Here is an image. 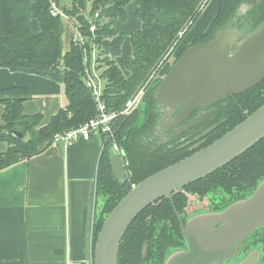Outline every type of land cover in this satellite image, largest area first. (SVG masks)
<instances>
[{
	"label": "trees",
	"instance_id": "trees-1",
	"mask_svg": "<svg viewBox=\"0 0 264 264\" xmlns=\"http://www.w3.org/2000/svg\"><path fill=\"white\" fill-rule=\"evenodd\" d=\"M39 0H0V69L15 73H28L42 76L64 87L67 106L60 110L47 125H42V115L26 116L24 107L32 99L27 88L13 87L0 91V104L5 112L0 120V144L9 148L0 153V170L43 154L59 133H65L86 124L97 115L96 102L92 93L85 86L84 50L77 43H72L70 52L65 53L64 35L66 27L61 15L53 16L50 7H40L37 14L32 12V5ZM59 7L61 0H52ZM210 0H71L68 7L59 8L71 21L87 41V47H96L97 70L101 71L103 81V100L109 111L123 109L133 94L144 86L145 80L164 60L168 50L177 40L178 33L200 17V8ZM135 2L136 17L147 28L153 24L163 25L164 30L156 44H151L142 31L130 34L131 56L125 62L126 76L116 62L122 54L125 43L124 36L112 26L111 21L127 20L126 7ZM249 4L253 9L235 23L247 35L253 32L264 21V0H220L216 17L208 29L195 36V41L183 48L176 63L185 55L191 46L210 42L219 31L232 25L240 6ZM97 27L91 32L94 16ZM37 20L40 34L33 31V22ZM88 54L90 55V51ZM92 58V56H91ZM156 72V71H155ZM160 81L148 90L142 104L130 116L122 117L114 127L116 143L124 151L128 165L125 167L127 179L120 181L115 178L110 156L111 142L99 158L97 168V195L105 199L102 214L93 224L92 249L105 222V218L119 205V202L137 185L148 177L162 171L177 162L186 159L196 151L180 148L184 142H191L201 135L203 130L197 127L187 132L182 143L170 142L171 148L157 147L156 126L161 118V110L155 93ZM218 105V110L210 126L220 124L211 134L206 136V146L219 140L222 136L235 129L251 114L264 106V82L249 91L229 97ZM196 114V113H195ZM193 114L192 116H194ZM191 118V117H190ZM187 119V122L190 120ZM204 126V125H203ZM209 126V127H210ZM17 131L24 135L23 139L10 135ZM154 137V138H153ZM172 138V137H171ZM180 141V140H178ZM191 142L192 145L197 144ZM264 178V139L241 155L236 161L216 171L207 178L193 183L188 189L212 188L214 186H239L246 191ZM187 189V188H185ZM230 192L234 188H224ZM210 190V189H208ZM208 190H200L202 193ZM251 192H248V194ZM246 194V193H245ZM180 191L173 195L176 208L181 212L185 203ZM181 235L178 228L172 203L164 198L142 212L127 230L121 246L119 264H161L167 252L159 247L173 245L176 235H168L167 225ZM164 225V226H162ZM161 256V258H159Z\"/></svg>",
	"mask_w": 264,
	"mask_h": 264
},
{
	"label": "water",
	"instance_id": "water-1",
	"mask_svg": "<svg viewBox=\"0 0 264 264\" xmlns=\"http://www.w3.org/2000/svg\"><path fill=\"white\" fill-rule=\"evenodd\" d=\"M252 8L243 4L232 25L219 31L212 41L189 47L160 81L155 98L169 121L161 119L156 134L162 135L166 127L182 134L203 124L212 112L179 128L194 111L243 94L264 82V21L248 35L234 26ZM235 127L206 148L201 149L205 141L195 144L190 151L196 152L191 156L133 185L105 218L94 247L93 264H119L121 243L142 212L164 198L173 202V195L179 190L221 170L260 143L264 139V106ZM217 128L214 126L200 138L205 139ZM8 133L24 138L15 130ZM110 160L115 178L125 181L128 159L124 151L112 153ZM104 202L98 199L97 219L104 210ZM259 226L264 228V181L251 199L223 213L195 217L186 227L181 220L189 251L180 252L177 259L168 258L166 264H218L235 254L240 244Z\"/></svg>",
	"mask_w": 264,
	"mask_h": 264
},
{
	"label": "crops",
	"instance_id": "crops-1",
	"mask_svg": "<svg viewBox=\"0 0 264 264\" xmlns=\"http://www.w3.org/2000/svg\"><path fill=\"white\" fill-rule=\"evenodd\" d=\"M63 2L69 4L71 0H61L58 8L65 7ZM53 5L52 0H39L32 5V12L36 15L40 7ZM219 5L217 0L203 28L189 36L185 46L208 29ZM136 9V3L131 2L125 10L129 34L142 31L151 44H156L164 26L153 24L147 28L136 17ZM118 21H111L117 32V27L122 28ZM64 25V50L68 53L77 30L69 20ZM33 31L40 34L37 20L33 22ZM13 87L30 90L32 99L25 104L24 114L42 115V125L49 124L68 104L61 83L0 69V91ZM4 112L5 106L0 104V120ZM8 148L1 143L0 153ZM102 148V137L94 136L69 147L50 146L41 155L0 170V264H65L67 259L93 264L95 188Z\"/></svg>",
	"mask_w": 264,
	"mask_h": 264
},
{
	"label": "flooded vegetation",
	"instance_id": "flooded-vegetation-1",
	"mask_svg": "<svg viewBox=\"0 0 264 264\" xmlns=\"http://www.w3.org/2000/svg\"><path fill=\"white\" fill-rule=\"evenodd\" d=\"M247 5V4H246ZM249 5V4H248ZM242 6V5H241ZM240 6V7H241ZM252 6V5H251ZM253 9V8H252ZM250 9V10H252ZM160 81V80H159ZM235 97V96H234ZM227 100V99H226ZM226 100L221 101L220 103L223 104V106H226V103H224ZM220 103L205 107V109H200L196 110L193 112L195 114L194 116L191 115L190 120L187 122L184 121L181 123L179 128L184 127L188 125L192 120L197 118L200 115L205 114L206 112H212V115L203 123L200 124L196 127L191 128L190 130L182 133V134H176V130L171 129L168 130V128H164V132L162 135L159 133L157 136H155L156 144L158 145L156 148H153V152L155 150H161L162 148H171L174 145H171L170 142L177 141L176 145L178 143H182L185 139L182 138L187 132L196 129L197 127H201L203 132L201 133L200 136L195 137L192 139L191 142H196L199 139L201 141L197 142L201 143L202 141H205V139H201L200 137L206 133L209 129L213 128L214 126H219L220 124L210 126L209 124L212 122L213 117L217 113L218 110V105ZM161 110V119L168 120L169 118L164 114L162 106L160 107ZM188 118V119H189ZM159 120V121H160ZM204 125V126H203ZM210 126V127H209ZM176 134V135H175ZM208 136V135H207ZM172 137V138H171ZM180 140V141H178ZM191 142H184L183 145L180 146V148H187L189 147L190 149L192 148ZM121 149V148H120ZM264 181V178L259 180L253 187L252 189H248L246 191H243L242 189L239 188V186H228L225 184V186H214L212 188H193V189H182L179 190L183 197H181L182 200H184V207L181 210V212L176 208V204L174 202L172 203V207L174 210L175 217H177V222H178V228L181 232V235L177 236V232L174 231L168 223L167 225V233L168 235H176L174 240L173 245L170 246H165V247H159L158 249L160 250H166L167 254L161 258V264H166L167 259H177L178 255L180 252H188L189 247L186 242V239L184 238L183 232H182V227H181V220L183 223V226L186 227L188 223L193 220L195 217H202L204 215H208L210 213H223V211L231 208L234 205H237L240 202H244L246 200H249L252 198V196L255 195L256 191L258 190L260 184ZM224 188H234L230 192H227ZM210 189V190H208ZM200 190H208L207 192L202 193ZM248 192H251L248 194ZM178 193V192H177ZM246 193V194H245ZM177 211V213H176ZM178 214V215H177ZM182 219H180V217ZM164 226V225H162ZM177 253V254H176ZM173 254H176L173 256ZM152 264V263H151ZM217 264V263H216ZM218 264H264V228L262 226H259L258 228L253 231V233L247 237L241 244L239 249L235 252V254L230 255L229 258L224 259V261L218 263Z\"/></svg>",
	"mask_w": 264,
	"mask_h": 264
},
{
	"label": "built area",
	"instance_id": "built-area-1",
	"mask_svg": "<svg viewBox=\"0 0 264 264\" xmlns=\"http://www.w3.org/2000/svg\"><path fill=\"white\" fill-rule=\"evenodd\" d=\"M51 13L53 14V16L61 15L64 20H69L68 17L64 13H62V11L58 8L55 2L54 5L51 7ZM99 17L100 14H96L94 16L93 22L91 23L90 26L91 27L90 30L92 33H95L97 30L94 21L98 20ZM72 42L77 43L84 50L85 86H87L88 89L91 91L93 100L96 102L97 116L91 119L90 121H88L86 124H84L81 127L74 128L65 133H59L54 137L50 146L57 147L59 144H62L65 147H69L73 143L80 141L87 142L89 139H91L94 136H100L102 137V145H103L100 157L102 155L103 150L106 147L105 144L108 142H111V145H113L112 152L118 154L121 151L120 146L117 143H113L112 140L114 139V130H113L114 126L120 117L128 116L142 103L143 93L140 92L139 94L132 97L123 107V109H121L120 111H116V112L109 111L105 101L103 100L104 86L94 69V65L97 59L95 56L97 51L96 47H93L92 50H89L87 47V41L82 37V35L78 30L76 31V36ZM88 50L90 51V56H92V63L90 64H88V57H89ZM155 73L157 74V72ZM154 77L155 74H153L151 79ZM65 264H77V263H75L71 259H67Z\"/></svg>",
	"mask_w": 264,
	"mask_h": 264
},
{
	"label": "rangeland",
	"instance_id": "rangeland-1",
	"mask_svg": "<svg viewBox=\"0 0 264 264\" xmlns=\"http://www.w3.org/2000/svg\"><path fill=\"white\" fill-rule=\"evenodd\" d=\"M62 4H63V6L68 7L70 3L67 4V3L63 2ZM215 4H217V0H210L209 3L205 7L202 6L200 8L201 15L197 19V21L194 22L193 25L191 24V21H189L188 25H186L178 33L177 40L175 41L174 45L168 50V52L166 53L167 55L164 57L165 61L161 60V63H159V65L155 68L156 70H153L152 73L150 75H148V77L146 78L144 86L142 88H140L138 90V92L133 94L131 96V98L134 97L135 95L139 94L140 92H142L143 93L142 99L144 100V97L146 96V93L154 85L153 83H156L159 80L161 81L168 74V72L171 70V67L175 65L177 59L179 58L181 51L183 50V48H185V45L187 43H189V39H188L189 36H193L195 33H198V31L201 30V28H203V26L205 25L204 23L207 21L209 15L213 11V8H214ZM122 24H126L127 26H124ZM117 25H120L122 27V28H120V27H117V28H118L119 34H123L125 43H124L123 48H122V54L120 55V57L117 58L116 62L118 64L119 68L121 70H123V72L127 76L128 73L125 70V62L131 56L132 48H131V41L129 40V37H130L129 33L131 32L130 31L131 29H129L130 26H129V22H127V20H125V21L119 20L117 22ZM194 40H195V38H194ZM88 56H89L88 57V64H90V63H92V58H91L90 55H88ZM96 61H98V58L96 59ZM97 65L98 64L95 62L94 69H95V71L97 73V76H99V78H100L101 71L97 70ZM84 69H85V67H84ZM155 71L157 72V74L155 73ZM153 74H155V77L151 79ZM100 81L102 82L103 80L100 79ZM102 84H103V82H102ZM130 115L131 114H129L128 116H130ZM122 117H126V116H122ZM122 117H120L119 119H121ZM119 119L117 120V122L119 121ZM117 122H116V124H117ZM116 124H115V126H116ZM112 140H113V143H116L115 136H114V139H112ZM99 198H100V201L104 202V198L98 196L97 195V190H96L95 191V203H94V204H96V210H97V207H98V199Z\"/></svg>",
	"mask_w": 264,
	"mask_h": 264
}]
</instances>
